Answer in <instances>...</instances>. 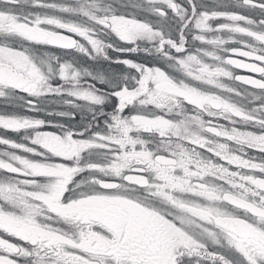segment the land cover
Masks as SVG:
<instances>
[{"label":"snow or ice","instance_id":"snow-or-ice-1","mask_svg":"<svg viewBox=\"0 0 264 264\" xmlns=\"http://www.w3.org/2000/svg\"><path fill=\"white\" fill-rule=\"evenodd\" d=\"M0 264H264V0H0Z\"/></svg>","mask_w":264,"mask_h":264}]
</instances>
